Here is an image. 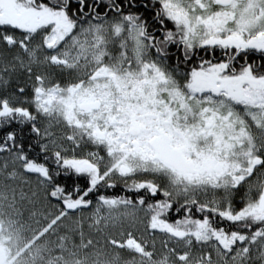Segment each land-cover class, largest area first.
I'll list each match as a JSON object with an SVG mask.
<instances>
[{
	"label": "snow or ice",
	"instance_id": "snow-or-ice-1",
	"mask_svg": "<svg viewBox=\"0 0 264 264\" xmlns=\"http://www.w3.org/2000/svg\"><path fill=\"white\" fill-rule=\"evenodd\" d=\"M0 264H264V0H0Z\"/></svg>",
	"mask_w": 264,
	"mask_h": 264
}]
</instances>
